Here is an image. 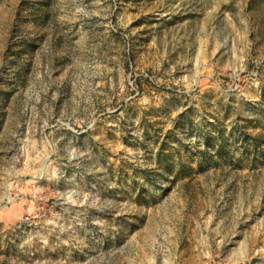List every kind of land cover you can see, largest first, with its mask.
Returning a JSON list of instances; mask_svg holds the SVG:
<instances>
[{"label": "rangeland", "instance_id": "rangeland-1", "mask_svg": "<svg viewBox=\"0 0 264 264\" xmlns=\"http://www.w3.org/2000/svg\"><path fill=\"white\" fill-rule=\"evenodd\" d=\"M0 264H264V0H0Z\"/></svg>", "mask_w": 264, "mask_h": 264}]
</instances>
